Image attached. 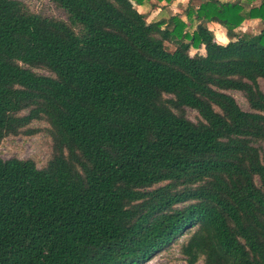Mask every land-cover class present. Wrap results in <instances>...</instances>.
<instances>
[{
    "label": "trees",
    "instance_id": "1",
    "mask_svg": "<svg viewBox=\"0 0 264 264\" xmlns=\"http://www.w3.org/2000/svg\"><path fill=\"white\" fill-rule=\"evenodd\" d=\"M48 1L66 18L0 0V142L33 121L52 139L42 167L0 156V264H145L174 244L186 264H264V0L188 5L191 22Z\"/></svg>",
    "mask_w": 264,
    "mask_h": 264
},
{
    "label": "rangeland",
    "instance_id": "2",
    "mask_svg": "<svg viewBox=\"0 0 264 264\" xmlns=\"http://www.w3.org/2000/svg\"><path fill=\"white\" fill-rule=\"evenodd\" d=\"M29 6V8L34 12L44 13L48 15H52L59 18H66V15L60 9L55 8L53 5L49 3L48 0H23ZM183 4H186L183 3ZM183 8V7H182ZM184 9V8H183ZM182 11V9H181ZM150 11L148 12V14ZM155 12L153 17L158 16H166L167 14L164 12L161 13ZM260 22H258L259 24ZM217 24L209 22L208 29L214 36L213 41L215 43L224 44L228 41H220V37L218 36V32L216 28ZM258 25H254L250 30L258 29ZM165 45L168 49L172 50L174 47L172 44L165 42ZM205 49V45H201L199 48H191L188 52V56L193 58L196 54L203 53ZM35 72L40 74H50L47 69L44 68H35L33 69ZM261 88L264 89V82H260ZM229 93L234 96L239 106L248 110V104L243 96V94L239 91L230 90ZM186 113L188 117L192 120H196L197 112L193 109L187 108ZM32 127L38 128V131L33 135H18V136H7L0 142V156L4 159L10 157H18V158H31L34 160L38 167H42L46 164L52 154V139L49 135L47 128L48 124L44 121H33L31 123ZM264 150V143H260ZM187 238V235H183L179 238V241H183ZM145 264H186L183 260V256L179 251V244H174L167 250H164L157 255H155L152 259L147 261ZM198 264H203L202 261H199Z\"/></svg>",
    "mask_w": 264,
    "mask_h": 264
},
{
    "label": "crops",
    "instance_id": "3",
    "mask_svg": "<svg viewBox=\"0 0 264 264\" xmlns=\"http://www.w3.org/2000/svg\"><path fill=\"white\" fill-rule=\"evenodd\" d=\"M203 1H205V0H161V1L160 0H149L148 2H145L144 4L136 5V8L139 12L145 14L147 21H152V20H156L159 18H166L167 19L171 15L178 14L181 17V19H183L185 22H191L190 19L187 18V16L184 14L186 7L188 5H192V6L197 7ZM221 1H233V0H221ZM185 2H186V4H183ZM257 4H259V0H255L253 2V5H257ZM181 9H182V11H181ZM149 11H150V13L148 14ZM155 12L157 14L164 12L167 15L166 16H158L155 18V17H153ZM258 22H260V23L258 24ZM212 23H215V22H212ZM215 24H217V23H215ZM217 25H218V27L216 28V31L218 32V36L220 37L219 42L223 41V40L225 41L226 38L228 39V37L225 34V29L221 25H219V24H217ZM254 25L259 26L257 31L256 30H254V31L250 30L251 28L254 27ZM262 26H263V22L259 18L247 19L237 28V31L238 32L256 33L261 29Z\"/></svg>",
    "mask_w": 264,
    "mask_h": 264
}]
</instances>
